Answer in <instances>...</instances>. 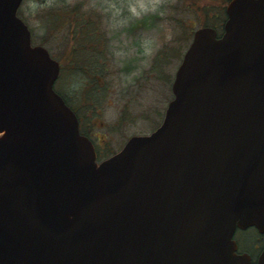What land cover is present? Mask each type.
I'll list each match as a JSON object with an SVG mask.
<instances>
[{
	"label": "water",
	"instance_id": "95a60500",
	"mask_svg": "<svg viewBox=\"0 0 264 264\" xmlns=\"http://www.w3.org/2000/svg\"><path fill=\"white\" fill-rule=\"evenodd\" d=\"M21 1L0 0V264H252L233 234L264 235V0L196 28L160 125L99 163Z\"/></svg>",
	"mask_w": 264,
	"mask_h": 264
},
{
	"label": "rangeland",
	"instance_id": "374dc122",
	"mask_svg": "<svg viewBox=\"0 0 264 264\" xmlns=\"http://www.w3.org/2000/svg\"><path fill=\"white\" fill-rule=\"evenodd\" d=\"M227 1L22 0L17 14L31 43L60 62L54 89L114 147L161 123L193 30L208 25L220 32ZM75 3H81L76 24L56 22L55 12ZM233 238L238 249L254 255L261 243L253 227L236 229Z\"/></svg>",
	"mask_w": 264,
	"mask_h": 264
},
{
	"label": "flooded vegetation",
	"instance_id": "af4514ba",
	"mask_svg": "<svg viewBox=\"0 0 264 264\" xmlns=\"http://www.w3.org/2000/svg\"><path fill=\"white\" fill-rule=\"evenodd\" d=\"M76 116L78 119V126H79V131L86 135L90 141L92 142L93 146H94V150H95V157H96V161L99 162L100 160H102L103 158H105L106 156H104V152L106 149L112 150V152L117 151L118 149H120L123 145V143H121L122 141H120V143L118 145H115L113 147V145L107 140V138L104 137H99V135L96 133V130L98 129L97 127L94 126L93 122L90 121V119H87V121L85 120V117L81 116L80 112L78 111V109H76L73 104L71 105ZM118 146V147H116ZM103 150V151H102ZM263 240V238H262ZM257 251L255 253V255L251 254L250 252L249 255L251 257V262L255 263L257 255L259 254V251L262 247L261 245H257ZM237 251L241 252L244 250L241 249H237Z\"/></svg>",
	"mask_w": 264,
	"mask_h": 264
},
{
	"label": "trees",
	"instance_id": "16d2710c",
	"mask_svg": "<svg viewBox=\"0 0 264 264\" xmlns=\"http://www.w3.org/2000/svg\"><path fill=\"white\" fill-rule=\"evenodd\" d=\"M78 5V6H77ZM81 3L79 4H73L69 7L68 11H65V12H62V13H59V10H57L55 12V16H54V19L56 20V22H59V23H64L68 26L73 27V25L76 24V20L77 18L79 17L78 16V13H77V9L80 7ZM64 11V10H63ZM63 16H66V19L63 20ZM62 20V21H61ZM89 22V21H88ZM91 23V22H90ZM262 236V235H261Z\"/></svg>",
	"mask_w": 264,
	"mask_h": 264
}]
</instances>
